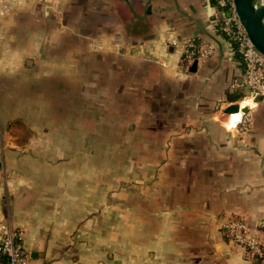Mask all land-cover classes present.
Here are the masks:
<instances>
[{
  "label": "crops",
  "instance_id": "1",
  "mask_svg": "<svg viewBox=\"0 0 264 264\" xmlns=\"http://www.w3.org/2000/svg\"><path fill=\"white\" fill-rule=\"evenodd\" d=\"M214 12L0 0V220L23 264H264L222 230L243 217L264 248V101ZM193 37L217 48L195 71L174 44Z\"/></svg>",
  "mask_w": 264,
  "mask_h": 264
},
{
  "label": "built area",
  "instance_id": "2",
  "mask_svg": "<svg viewBox=\"0 0 264 264\" xmlns=\"http://www.w3.org/2000/svg\"><path fill=\"white\" fill-rule=\"evenodd\" d=\"M214 21L224 35L228 45L239 56L243 66L242 81L248 94L264 101V55L258 52L248 39L236 12L232 0H212ZM181 51V62L188 67L193 61L202 62L216 54V45L212 40L193 37L175 42ZM230 116L233 114H229ZM248 117L243 115L240 129L246 130ZM225 237L243 247L254 258L262 259L264 248L243 217L231 216L222 223ZM27 254L20 242L19 233L10 220H0V264L24 263Z\"/></svg>",
  "mask_w": 264,
  "mask_h": 264
},
{
  "label": "water",
  "instance_id": "3",
  "mask_svg": "<svg viewBox=\"0 0 264 264\" xmlns=\"http://www.w3.org/2000/svg\"><path fill=\"white\" fill-rule=\"evenodd\" d=\"M236 15L248 39L254 48L264 55V5L260 0H232ZM197 61H193L190 70L195 71ZM260 100V97H256ZM247 107H240L238 103L228 105L224 112L231 115L228 127H235L241 123Z\"/></svg>",
  "mask_w": 264,
  "mask_h": 264
},
{
  "label": "bare ground",
  "instance_id": "4",
  "mask_svg": "<svg viewBox=\"0 0 264 264\" xmlns=\"http://www.w3.org/2000/svg\"><path fill=\"white\" fill-rule=\"evenodd\" d=\"M260 2H261V4H263V5H264V0H260Z\"/></svg>",
  "mask_w": 264,
  "mask_h": 264
}]
</instances>
